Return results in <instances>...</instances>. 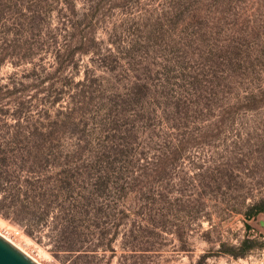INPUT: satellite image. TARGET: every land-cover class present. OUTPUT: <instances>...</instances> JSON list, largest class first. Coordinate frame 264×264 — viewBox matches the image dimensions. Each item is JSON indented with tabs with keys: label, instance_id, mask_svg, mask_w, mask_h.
Wrapping results in <instances>:
<instances>
[{
	"label": "rangeland",
	"instance_id": "374dc122",
	"mask_svg": "<svg viewBox=\"0 0 264 264\" xmlns=\"http://www.w3.org/2000/svg\"><path fill=\"white\" fill-rule=\"evenodd\" d=\"M260 206L264 0H0L2 235L41 264H264Z\"/></svg>",
	"mask_w": 264,
	"mask_h": 264
},
{
	"label": "water",
	"instance_id": "95a60500",
	"mask_svg": "<svg viewBox=\"0 0 264 264\" xmlns=\"http://www.w3.org/2000/svg\"><path fill=\"white\" fill-rule=\"evenodd\" d=\"M0 264H38L26 253L0 235Z\"/></svg>",
	"mask_w": 264,
	"mask_h": 264
},
{
	"label": "bare ground",
	"instance_id": "6f19581e",
	"mask_svg": "<svg viewBox=\"0 0 264 264\" xmlns=\"http://www.w3.org/2000/svg\"><path fill=\"white\" fill-rule=\"evenodd\" d=\"M1 236H3L5 239H7L8 241H10L12 244H14L16 247H18L20 250H22L24 253H26L29 257H31L33 260H35L38 264H41L38 260H36L35 258H33L26 250H24L21 246H19L16 242H14L13 240L9 239L6 237V235H2L0 233Z\"/></svg>",
	"mask_w": 264,
	"mask_h": 264
},
{
	"label": "trees",
	"instance_id": "16d2710c",
	"mask_svg": "<svg viewBox=\"0 0 264 264\" xmlns=\"http://www.w3.org/2000/svg\"><path fill=\"white\" fill-rule=\"evenodd\" d=\"M264 212V206L258 207L256 210H254L252 213L248 214V218H251L253 215H257L258 213ZM248 228L250 227L249 225L247 226Z\"/></svg>",
	"mask_w": 264,
	"mask_h": 264
}]
</instances>
